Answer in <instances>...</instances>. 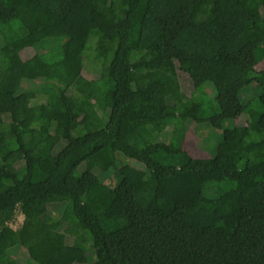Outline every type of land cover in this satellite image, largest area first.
I'll return each instance as SVG.
<instances>
[{
	"label": "trees",
	"instance_id": "trees-1",
	"mask_svg": "<svg viewBox=\"0 0 264 264\" xmlns=\"http://www.w3.org/2000/svg\"><path fill=\"white\" fill-rule=\"evenodd\" d=\"M235 9L246 21L220 32ZM261 10L264 0H0V264H18L14 247L36 264H264ZM179 71L190 93L173 89ZM189 121L223 131L213 157L184 148Z\"/></svg>",
	"mask_w": 264,
	"mask_h": 264
},
{
	"label": "rangeland",
	"instance_id": "rangeland-1",
	"mask_svg": "<svg viewBox=\"0 0 264 264\" xmlns=\"http://www.w3.org/2000/svg\"><path fill=\"white\" fill-rule=\"evenodd\" d=\"M260 17H264V10H261L259 12ZM246 21V17L244 15V12L241 9H235L231 12V14L228 16L227 22L225 25L220 26L219 31L221 32L222 29H225L226 27H233V28H240L241 25ZM97 45V39L96 37H92L89 48L87 49V66L84 69V77L89 79H96L99 76V64L95 61V49ZM31 53H24L22 58L19 56H14L12 61L15 66H17L20 69L24 68L23 65V58H26L30 56ZM258 57L260 59L259 68H264V46L258 51ZM264 80V76L262 78ZM25 86L30 87L32 86V83L25 82ZM174 90H182L186 93H190L193 91L194 86L192 80L186 76L183 72L179 71L178 80L176 81L174 85ZM215 97V91L211 93V98ZM208 98V101H211L212 99ZM168 100L172 102V98L169 96ZM10 119L9 115H0V122L7 121ZM225 125H230V122L228 121ZM187 126V136L186 140L184 142V148L190 152V154L195 158H211L214 156L216 151V144L217 142L222 138L223 131L216 128H210V127H204L202 132L199 134L198 131V125L197 123L193 121H189L186 123ZM169 131L172 129V127L168 128ZM167 129V130H168ZM165 130L164 135L162 136L163 140L168 141L170 136L168 134L169 131ZM6 150L5 148L0 147V154H5ZM108 166L107 161L102 160L97 166L96 171L101 172ZM82 168V167H81ZM221 176H217L214 174L205 175V179L210 178H220ZM104 178H107V175H104ZM131 187L128 185L127 182H123L121 187L119 188V195L121 197L122 201L127 200V198L131 194ZM262 200L264 202V185L261 186L260 189ZM65 205V203H64ZM51 212L54 217L60 216L63 210V204L55 203V204H49ZM237 212L233 211L230 212L227 215V222L230 223L236 216ZM23 222V215L18 211L15 219L10 223V225L13 228H19ZM201 242V236L197 238V243L199 244ZM9 253H13V255L17 258L18 264H36L33 261H31L27 256H25L18 247H14L12 249L8 250ZM92 254H94L93 251H89V256L92 258ZM78 264H89L87 262L84 263H78Z\"/></svg>",
	"mask_w": 264,
	"mask_h": 264
}]
</instances>
